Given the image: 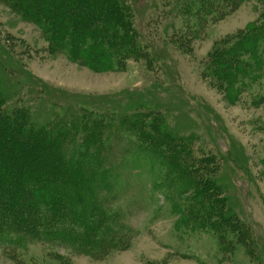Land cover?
Returning a JSON list of instances; mask_svg holds the SVG:
<instances>
[{"label":"rangeland","instance_id":"rangeland-1","mask_svg":"<svg viewBox=\"0 0 264 264\" xmlns=\"http://www.w3.org/2000/svg\"><path fill=\"white\" fill-rule=\"evenodd\" d=\"M11 4V0H0V99L4 110L0 120L6 111L17 115L20 109L29 108L26 111L32 116L27 117V129L32 121L40 124L65 116L84 126L89 134L91 124L82 114L97 106L103 128L114 124L110 120L113 116L120 121L111 134L101 136V147L106 151L102 156L107 162L112 158L115 165L126 166L131 162L124 151L129 145L140 144L134 104H144L150 110L136 112L148 110L160 119L148 118L156 128H162L153 130L156 148L161 150L165 145L168 163L174 160L172 150L183 146L190 151L192 163L181 164L188 165V175L191 172L194 178L213 187L208 200L214 203L207 199L203 202L200 213L205 222L199 227L196 223L201 220L188 214L192 206L198 205V188L192 179L163 165L159 154L154 155L158 162L153 165L159 173L151 178L141 172L134 159L132 176L125 178L119 171V181L126 190L113 200V210H119L114 228L108 229L105 223L108 232L94 230L95 223L90 221L88 226L93 231L85 225L66 229L64 223L72 218L57 219V214L52 219L60 220L63 226L37 227L32 232L38 239H27L13 248L0 245V264H264V5L259 0H246L218 21L207 23L200 31L203 36L192 42L188 53L163 48L168 55L154 69L145 66L142 58L130 57L118 69L114 64L113 69L97 70L84 59L70 58L65 48L49 39L47 20L39 17V21H31ZM162 5L160 0H150L136 13V24L142 27L140 20L145 21L154 10H162ZM249 35L257 38L255 55H240L238 62H232L238 65L227 63L224 50L235 42L247 44L243 38ZM211 53L209 64L206 61ZM39 96H43L45 105H39ZM61 102L65 103L62 108ZM117 110L127 113V119ZM6 131L9 133L10 127ZM117 132L122 140L116 139ZM9 134L10 142L17 139ZM27 144L32 145L30 141ZM95 156L87 161L95 164ZM13 160L2 161V169L14 165ZM190 164L195 172L188 168ZM161 181L167 187L161 186ZM13 183L16 180L10 181V185ZM6 186L0 179V189ZM35 187L30 186L26 193V198L35 202V211L49 212L56 195L67 205V194L51 190L45 197L41 191V195L35 193ZM133 187L135 191H131ZM171 189L178 197L168 193ZM85 194V203L96 200ZM217 210L237 218L226 223L233 229L231 234H221ZM18 214L27 219L23 208ZM7 217L5 209L3 220ZM239 220L244 222V231H234V222ZM5 226L12 232L16 228ZM85 232L91 240L84 245L62 236H85ZM226 240L229 245L222 246Z\"/></svg>","mask_w":264,"mask_h":264},{"label":"trees","instance_id":"trees-1","mask_svg":"<svg viewBox=\"0 0 264 264\" xmlns=\"http://www.w3.org/2000/svg\"><path fill=\"white\" fill-rule=\"evenodd\" d=\"M244 1L246 0H160L163 4L162 10H154L153 5L154 9H152L155 11L153 15L145 18V21L137 18L143 22L142 27L136 24L135 15L146 8L150 0H11V7L31 21L37 22L39 17L47 20L45 30L50 36L49 39L57 42L60 48H65L70 58L84 59L94 69L98 70L102 67L109 70L115 68L114 64L115 69H118V65L123 66L125 60L130 57L142 58L145 66L154 69L159 67V61L168 55L163 48L167 47V50L168 47L174 48L181 53L190 52L192 42L203 36L201 32L207 23L218 21L221 17L236 10ZM259 3L264 5V0H259ZM160 29L162 32H159ZM243 39L247 41V44L246 42H235L224 50V60L230 65L234 64L232 62L235 59L238 62L240 55H255L254 46L257 38L249 35ZM9 41L11 43V40ZM212 59L211 53L206 63L210 64ZM156 94L159 102L160 95ZM38 100L40 106L45 105L43 96H39ZM2 103L0 99V112L4 111L1 108ZM61 103L63 104H59L60 108L65 106L64 102ZM160 103L165 102L160 101ZM132 106L133 104L129 105V107ZM134 106L133 116L135 124L140 128H137L140 132L137 135L140 144L129 145L124 151L125 155H129L131 162H127V167L126 163L115 165V160H111L112 158L107 162L102 156L106 151L101 147V136L103 137L105 133L111 134V129H115L116 124L120 126V121L113 116L110 120L114 124L110 122L109 129L103 128L99 120L102 115L98 113L97 106H92L91 111L82 114L85 121L91 124L89 134L84 126L78 125L72 118L65 116L58 120L52 117L48 122H40V124L32 121L27 129V117L32 116L26 111L29 108L20 109L17 115L5 110L0 120V179L7 186L5 190L0 189V199L3 201L0 202V245L5 244L13 248L20 242L25 244L27 239H38V236L32 232L37 227L49 229L63 226L60 220L52 219V216L57 214V219L72 218V221L64 223L66 229L73 227L77 229L79 226L82 228L84 225L86 228L92 221V224L95 223V227H92L94 230L108 232V230L105 231V223L108 224V229L114 228L112 225L119 219L118 208L114 210L112 208L113 200L118 199L119 194L126 190L119 181V171L124 177L132 176L134 173L132 168H136L134 164L139 163L137 167L142 173L150 175V178L157 176L159 170L153 167L155 162H158L157 157L154 156L156 154H159V160L163 165L167 168L168 166L173 167L178 174L185 175L187 180L192 179L193 185L197 186L198 200L196 201L199 208L192 206L188 214L190 218H199L201 221L196 224L203 227L205 220L200 210L204 209L203 202L211 198L210 191L213 187L209 188L205 180L194 178L195 175H190L191 172L188 175V165L184 163L191 162V153L183 146L179 150H172L175 162L168 163L165 160L167 153L164 150L165 145H162L161 150L156 148L157 137L154 132L155 129L162 130L161 125L156 128L155 122L148 119L150 117L155 119L156 114L148 110L139 114L136 111L149 107L144 104H134ZM117 112L127 119V113L119 110ZM156 121L160 119L156 118ZM34 123L37 125L35 129L32 128ZM21 125L25 127L20 128ZM8 127H10L9 133L16 135L15 141L10 142L11 136L6 131ZM114 135L117 140H122L120 138L122 134L117 132ZM27 141H30L32 145H28ZM127 142L130 143L129 140ZM93 155H96L95 164L88 162L90 161L88 158ZM7 159L10 161L14 159L15 164L3 166L2 169V161ZM134 159L135 163H133ZM182 162H184L183 165ZM192 166L190 164L188 168L194 171ZM114 171H118L115 172L116 176ZM12 180H16V183L10 185ZM160 185L167 187L164 181L163 183L161 181ZM30 186H36L35 189H30H34L33 191L37 194L42 192L45 197L50 195L51 190L53 193H65L68 203L66 205L62 198L56 195L53 204H50L49 212L47 207L46 213L42 212V214L39 209L35 211V202L26 198ZM135 190L134 187L131 189V191ZM170 191L168 192L170 195L178 197L175 190ZM85 193H89V197H95L96 200L85 203ZM100 193L105 194L100 197ZM21 201L25 202L23 206L19 204ZM207 202L214 203L212 200ZM20 208H23L26 220L18 214ZM228 208L226 210H229ZM5 209L10 218L3 220ZM216 214L218 218H221L219 220L221 234H231L232 228L226 226V223L237 218L233 214L226 216L227 213L221 210H217ZM234 223V231L245 229L242 220ZM6 224L9 227L16 226V228L12 232L6 229ZM89 228L92 230L91 227ZM46 231V234L50 235L51 232ZM62 236L70 242L73 240L83 245L91 240L88 233L85 236H73L72 234ZM224 244L229 245L227 240L221 245L224 246Z\"/></svg>","mask_w":264,"mask_h":264}]
</instances>
